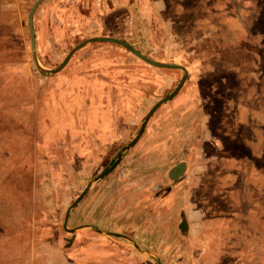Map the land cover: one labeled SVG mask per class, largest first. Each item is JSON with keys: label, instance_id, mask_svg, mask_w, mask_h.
I'll return each instance as SVG.
<instances>
[{"label": "rangeland", "instance_id": "rangeland-1", "mask_svg": "<svg viewBox=\"0 0 264 264\" xmlns=\"http://www.w3.org/2000/svg\"><path fill=\"white\" fill-rule=\"evenodd\" d=\"M31 1L24 8L21 6L24 35L19 41L24 48L22 54L26 66L22 67L19 61L15 64L16 76L25 75L28 82L19 81L12 74L9 76L2 71L4 66L0 63V107L14 103L8 112H5L7 108L0 112V147L6 146V139L15 145V151L13 147L9 150L12 154L8 159L0 157L5 158L0 163V232H6L8 220L22 217L24 226L16 228L27 234L31 222L33 243L28 240V235L23 238L15 231L0 239V264H22L31 251L38 257L33 264L40 263L39 255L44 253H48L52 264H58L56 254L60 252L70 256L75 234L72 238L61 227L64 211L87 183L118 155L120 160L115 167L92 181L81 199L71 207L66 227L93 225L103 232L118 233L129 239L85 228L99 234L98 244L103 245L104 238L112 241L113 260H100L96 264H203L198 253L200 244L192 239L198 226L190 227L189 237L184 240L163 212L159 216L162 220L159 229L157 224L153 230L158 208L166 203L165 190L153 189L157 182H161L163 188L167 184L174 186L167 171L180 161L186 162L188 167L181 191L191 188L192 200L196 203L210 189V182L206 187L200 184L199 176L204 167L199 161L201 157L218 156L220 152L211 144L201 149L199 142L201 134L204 135L202 138L217 142L213 130L222 101L208 100L211 91L215 92L211 82L221 76L222 62L227 65L239 61L243 63L244 73L254 69L257 62L264 67V0H249V3L246 0H108L106 10L105 5L104 9L102 5H98L97 10L91 9L87 0H42L36 6V23L39 19L40 23H45L38 19L43 11L61 13L63 17L60 36L46 37L49 42L45 44L43 39L40 46L34 41L38 64L45 69L57 67L80 41L102 34L115 35L109 36L130 44L149 59L185 68L183 84L169 100L153 110L138 138L127 149L125 147L136 136L148 109L175 88L182 71L150 65L116 43L95 41L83 52L85 58L80 65L75 62L71 66V61H67L63 68L66 70L41 72L30 56L25 18L34 0ZM88 13H95L96 17L89 19ZM198 61H208L211 67H201ZM73 66L80 76L93 79L97 95L105 98L104 117L108 127L105 139V135L99 133L102 124L93 117V109L88 111L87 117L85 111L80 112L81 121L76 129L66 124V118H54L55 96L61 94L52 96L50 93H56L60 86L67 90L68 84L52 82L51 77L69 74ZM225 81L224 85H230L232 77ZM21 101L26 105H19ZM64 104L62 101L57 105L62 113ZM34 110L36 123L31 129L33 122L28 118L20 122L19 116ZM263 120L264 115L260 121ZM73 136H78V141L72 142ZM86 136L91 139L90 148ZM218 143L223 144L221 140ZM227 152L229 150L221 151ZM238 152L239 155L243 153L241 149ZM213 171L209 168L208 181ZM16 184L22 189H15ZM3 188L23 195L22 201L19 198L18 202H25L27 210L15 217L17 210L9 199L3 198L11 192ZM254 198L261 204L262 198L257 195ZM242 202L247 203L246 200ZM207 204L213 211L214 203L207 200ZM254 218L258 240L253 244L259 246L264 241V213L258 211ZM122 225L127 227L124 232L120 230ZM248 232L251 242L254 235L251 229ZM135 233L141 237L140 242L136 241ZM81 235L84 239L87 237ZM42 240L49 243L54 240L60 250L56 245L41 248L38 243ZM35 244L37 246L32 247ZM261 246L264 249V242ZM241 260L239 264H264V255L254 250L249 259ZM236 261L226 252L208 264H237Z\"/></svg>", "mask_w": 264, "mask_h": 264}, {"label": "crops", "instance_id": "crops-1", "mask_svg": "<svg viewBox=\"0 0 264 264\" xmlns=\"http://www.w3.org/2000/svg\"><path fill=\"white\" fill-rule=\"evenodd\" d=\"M87 1V6L93 10L94 8H99L98 5H102L103 9V5H105V10L106 8L108 9V7H106L108 0ZM31 2V0H0V63L4 66L2 71L8 73L9 76L12 74L19 81L24 79L22 80L24 83L28 82V80L25 75L24 77H22V74L16 76L15 64L19 61L22 62V67L25 68L26 66L23 62L25 56L22 54V52L24 53V48L19 41L21 35H24V28L21 22L23 20L21 6L24 8L26 3L30 4ZM37 10L36 7L33 10L32 25L35 45L38 44L37 46H40V42L43 39H45V44L49 42V39L46 37H51L53 35H56V37L60 36L63 32L64 25L61 23L63 20L61 13L52 12L50 14L48 12L49 14H47L44 11L41 12L38 19H43L45 23H40V19L38 20L40 24L36 23L35 14ZM103 12L106 14V11ZM94 14L95 13H88V18L96 17ZM237 33L239 35L238 31ZM109 35L111 34H102L100 36ZM89 43L76 49L70 55L67 61H71V66L74 65L75 62L80 65L81 60H84L85 56L83 52L87 51V48H90ZM198 63L201 67H211V63L208 61H198ZM221 64L223 68L221 76L211 82V88L215 90V92L211 91V96L207 97L208 100L214 98L215 100L218 99L222 101L218 108L220 111L219 119L214 125L213 130L217 137V142L214 143L211 140L202 138L204 136L202 134L199 142V147L201 149L204 148L203 146L207 147L208 144H211L220 152L218 156L201 157L199 161L204 167L203 173L200 172L199 176L200 184L205 186L210 182V189L206 191L204 197H200L196 203L193 202L195 200H192L191 188H185L181 191L182 181L187 177L188 167L186 166V162H184L183 174L178 177L177 180H173L175 183L174 186H168L169 184H167L163 188L160 182V185L156 188L158 192L165 190L166 194L164 198L166 199V203L164 202L163 205L158 208L159 215L157 221L153 225V230L154 227H157V224L159 225V229L160 222L162 221L159 216L163 214V212H166L168 222L176 228L181 220L180 214H182L186 226L185 233L180 236L185 240L186 237H189V228L193 225L198 226L199 230L195 232L192 239L195 240L196 244H200L198 253L201 256L203 264H208L209 262L219 259L226 252L230 254L232 258L234 256V261L236 259L237 264H239L238 261L240 259H242L241 261L249 259L251 251L255 250L258 254L264 255V249H262L261 246L264 241L261 242L259 246H254L253 244V242H257L258 240L255 238L256 220L254 217L258 211L264 213V165H262L264 164V120L260 121L261 117L264 115V67L261 68L259 62H257V65L255 63L256 67L254 66V69H249L248 72L244 73L243 63L239 61L228 63L227 65H225L224 62ZM65 66L64 64L61 67L62 69L60 68L61 71L66 70L63 69ZM74 68L75 66H73L69 74L66 72V74L63 75L59 74L55 77H51L53 80L52 82L58 81L61 85L68 84L67 90L62 89L60 86V90L58 89L56 93L55 91L50 93L52 96L53 94H61V96H55L57 101H55L56 109L54 108V118H66V124H68V126L70 124L71 128L74 126L76 129L77 123L81 121L80 112L85 111L87 117L88 111L93 109V117L97 123L102 124L99 133H103L105 135L103 139H105L107 132L106 119L104 117L106 111H104L103 106L105 98L97 95L96 82L93 81V79L87 80L85 77L80 76L78 72H75ZM206 74H208V72ZM230 74L232 82L230 85H224L226 82L225 80ZM45 96L47 95L45 94ZM45 96L43 97V101L46 102ZM60 101L65 102L63 106L64 113L60 111V108H57V105H61ZM13 105L14 103H7L5 106L0 107V112H4L6 108L7 110L5 112H8L9 107ZM19 105H26V103L25 101H21ZM27 118L30 122H33L31 126L32 129L36 123L35 110L33 113L29 111L27 115L19 116V121L23 122L27 120ZM83 122L85 123V121ZM229 127H231V130H229ZM71 140L72 142L78 141V136L77 138L73 136ZM220 140L223 142L222 145L218 143ZM6 141L8 142L6 146L4 148L0 147V157H9V150L11 147H13L15 151L13 142L10 143L8 139H6ZM85 141H87V147H92L89 136L85 137ZM240 149L243 151L242 155H239L240 152H238V150ZM222 150H229V152L224 154L221 153ZM6 153H8L7 156ZM214 165H216L215 169L213 168ZM209 168L212 169V171L214 169V174L210 181H208ZM181 195L182 197H180ZM256 195L262 198L261 204L254 198ZM208 196L211 197L208 199ZM207 200L214 203L213 211L208 209L209 204H207ZM244 200L247 201L246 205L242 202ZM13 207L16 208L15 205H13ZM69 218L70 216L67 219L69 220ZM15 219L21 221L22 217L11 219V221L8 220L10 227L18 222H16ZM22 223L23 222L19 223L21 227L24 226ZM28 227L30 229L27 231V234L19 231V235L23 236V238L28 235V240L33 243V237L31 235L34 230L32 229L31 222H29ZM75 227H77V229L73 231L75 238L71 244L73 252L70 256L63 252L56 254L59 260L58 264H96L100 260H106L108 262L113 260V258H111V256L114 255L111 250L113 247L111 239L104 238L103 245L98 244L96 240L100 238L97 237L99 234L88 231L91 227H81L80 225ZM85 228H88V230ZM126 228L122 225L120 230L124 232ZM250 229L254 235L251 242L249 241L250 232H248ZM137 233H135L137 237L136 241L140 242L141 237L138 236ZM81 234H86L87 237L84 239L81 237ZM0 235L2 238L4 237V239L8 237L6 232H0ZM53 241L54 240L49 243L48 240H42L38 244L42 245L41 248L44 249L47 248V246H58V244ZM81 241L85 242L83 243ZM106 244H110V246ZM8 245H11L10 242ZM36 246L37 244L32 247ZM4 248L7 249L8 247ZM57 248L60 250L59 246ZM8 251L10 252L9 249ZM32 254L33 252L31 251L22 264H33L32 261L37 260L38 257ZM39 257L41 262L38 264H52L48 253H44L42 256L39 255Z\"/></svg>", "mask_w": 264, "mask_h": 264}, {"label": "water", "instance_id": "water-1", "mask_svg": "<svg viewBox=\"0 0 264 264\" xmlns=\"http://www.w3.org/2000/svg\"><path fill=\"white\" fill-rule=\"evenodd\" d=\"M42 0H34L32 5L29 7L27 15H26V23H27V29H28V36H29V44H30V56L32 59V62L34 63V65L36 66V68L41 71V72H48V73H55L57 72L69 59L70 55L78 48H80L81 46L85 45L86 43L89 42H95V41H108V42H112V43H116L118 45H121L122 47H124L125 49H127L128 51H130L132 54H134L135 56H137L139 59H141L142 61L153 65V66H157V67H166V68H178L182 71V75L178 81V83L176 84L175 88L169 92L167 95H165L164 97L158 99L147 111L139 129L138 132L136 134V136L128 143V145L125 147V149H127L130 145H132L136 139L138 138L139 134L141 133V131L143 130V127L147 121L148 116L153 112V110L160 105L161 103H163L164 101L169 100L174 94L175 92L179 89V87L183 84L185 76H186V70L183 66L178 65V64H171V63H165V62H160V61H156V60H152L149 59L148 57L144 56L142 53H140L139 51H137L135 48H133L130 44L114 38V37H110V36H92V37H88L86 39H84L83 41L77 43L76 45H74L69 51L68 53L63 57L62 61L59 63V65L53 69H45L43 67H41L38 64L37 58L35 56V47H34V33H33V25H32V14H33V10L35 9V7L41 2ZM120 160V155H118L113 161L112 163L105 168L103 171H101L99 174H97L95 177H93V179L87 183V185L80 191V193L75 197V199L72 201L71 205H69L63 214V218H62V222H61V227L63 230H65L66 232H69L72 237H73V231L75 229H77V227H72V228H67L66 227V221H67V217L69 214V211L71 209V207L78 202L81 197L83 196V194L88 190L89 185L92 181H96L97 179H100L101 177H103L104 175H106L107 173H109L114 167L115 165L118 163V161ZM183 169H184V162L180 161L177 162L175 165H173L172 167H170L167 171V177L171 180H177L178 177H180L183 174ZM160 185V182L156 183V186H154L153 190H156V188ZM181 216V220L177 226V228L179 229V232L181 234L185 233V221L182 218V214H180ZM85 226V227H91L94 230L101 232V233H106L108 235H114V236H120L123 237L124 239L128 240V238H126L125 236L118 234V233H112V232H103L99 229H96L95 227L91 226V225H80ZM79 227V226H78ZM143 252V251H142ZM150 255L153 256L152 253H149ZM157 261V260H156ZM157 263H159L157 261Z\"/></svg>", "mask_w": 264, "mask_h": 264}, {"label": "trees", "instance_id": "trees-1", "mask_svg": "<svg viewBox=\"0 0 264 264\" xmlns=\"http://www.w3.org/2000/svg\"><path fill=\"white\" fill-rule=\"evenodd\" d=\"M246 2L247 3H249L250 1L249 0H246ZM217 74H218V72H217ZM222 74V73H221ZM229 76H231V74L229 75ZM10 150H11V148H10ZM11 154L12 153H10L9 152V157L11 156ZM8 154H6V156H7ZM8 156L6 157L7 159L9 158ZM0 163H3L4 161H3V159H0ZM8 162H9V160H8ZM6 179V178H5ZM15 187V186H14ZM0 188H2V183L0 182ZM15 189H22V187H17V184H16V187H15ZM3 190L4 191H8V189H5V188H3ZM11 191H13V189H9V191L8 192H11ZM4 195V194H3ZM13 195V196H12ZM14 195L16 196V197H14ZM7 195H4L3 196V198L4 199H9L10 201H11V203H12V205H15L16 206V210H17V212H15L14 213V216L16 217V216H18V213H22L24 210H25V207L24 206H26L25 205V202L24 203H19L18 202V199L20 198V200L21 199H23L24 197H23V195H19V193L18 194H16V193H14V192H11V193H9V195L6 197ZM23 197V198H22ZM14 199V200H13ZM13 201H16V202H13ZM22 201V200H21ZM23 221V223H24V219L22 218V220L21 221H18L16 224L14 223L13 224V226H9V227H7L8 229H6V232H7V235L8 236H10V234H11V232H13V231H15V232H19V230L16 228V227H21V225L19 224L20 222H22ZM18 224V225H17ZM4 238V237H3ZM0 239H2V237H1V235H0Z\"/></svg>", "mask_w": 264, "mask_h": 264}]
</instances>
